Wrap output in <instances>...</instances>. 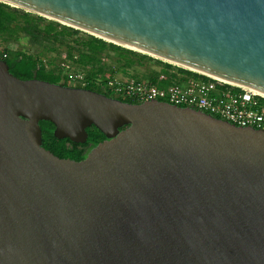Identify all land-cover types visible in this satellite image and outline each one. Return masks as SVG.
<instances>
[{
    "label": "water",
    "instance_id": "95a60500",
    "mask_svg": "<svg viewBox=\"0 0 264 264\" xmlns=\"http://www.w3.org/2000/svg\"><path fill=\"white\" fill-rule=\"evenodd\" d=\"M264 93V0H0ZM53 135L105 139L81 160ZM0 264H264V130L20 79L0 59Z\"/></svg>",
    "mask_w": 264,
    "mask_h": 264
},
{
    "label": "trees",
    "instance_id": "16d2710c",
    "mask_svg": "<svg viewBox=\"0 0 264 264\" xmlns=\"http://www.w3.org/2000/svg\"><path fill=\"white\" fill-rule=\"evenodd\" d=\"M42 20H44V17L40 15H31L28 12L18 13L9 4L0 1V40L17 33H23L31 45L35 43L42 44L45 41V43L64 45V56L85 74L86 85L83 88L122 101L136 103L135 100L116 96L107 89L105 85L106 78H103V74L108 70L110 72L109 78H113L115 72L126 68L133 71V76H138L135 73L136 68L142 67L146 62H152L159 65V68L143 75V77L151 80H155L159 74H163L166 78L165 81H167L172 76L171 70L197 75V73L188 69L177 67L147 54L134 56L133 51L130 49L107 42L70 26L63 25L61 27L60 23L56 21L47 22L40 27L39 23ZM42 49L54 51L56 48L53 45L45 46L43 44ZM0 59L6 61L9 72L17 78H36L50 83H62L66 86L77 87L74 84H69L70 82L64 76L59 65L58 67L48 62L50 65L48 67L38 55L23 50L0 47ZM39 126L42 134V146L59 158L81 160L91 148L105 139L104 134L93 125L86 128L87 138L84 143H75L68 138H56L53 135L54 125L50 121L40 120Z\"/></svg>",
    "mask_w": 264,
    "mask_h": 264
},
{
    "label": "built area",
    "instance_id": "2783aa9c",
    "mask_svg": "<svg viewBox=\"0 0 264 264\" xmlns=\"http://www.w3.org/2000/svg\"><path fill=\"white\" fill-rule=\"evenodd\" d=\"M59 66L69 82L82 88L86 85L83 71L71 68L66 62L59 63ZM171 72L168 82L163 74H159L155 80L146 77H106L105 85L114 95L137 102L153 99L165 101L200 110L236 126L264 130L263 94L195 71L192 72L197 73L196 76L175 70Z\"/></svg>",
    "mask_w": 264,
    "mask_h": 264
},
{
    "label": "rangeland",
    "instance_id": "374dc122",
    "mask_svg": "<svg viewBox=\"0 0 264 264\" xmlns=\"http://www.w3.org/2000/svg\"><path fill=\"white\" fill-rule=\"evenodd\" d=\"M12 9H16L18 13H25L28 12L31 15H38L35 12L26 10L25 8L19 7V6H14L11 5ZM43 17V16H42ZM55 22V20L48 18V17H44V20H42L39 25L40 27H42L45 23L47 22ZM61 27L64 24H61ZM82 31V30H80ZM84 32V31H83ZM86 33V32H85ZM46 42V41H45ZM35 43L34 45H31L28 41V38L24 36L23 33H17L13 36H10L8 38L5 39H1L0 40V47H6L9 48L11 50H23L29 53H32L33 55H38L40 56L43 60L44 63L46 65H48V67L50 66L48 64V62L51 65H55L58 66L59 63L62 62H66L67 64L70 65L71 68L73 69H79L78 66H75L73 62L67 61L66 57L64 56L65 53V46L64 45H56V44H51V43ZM43 44L46 46L49 45H53L55 46V50L54 51H47L46 49H42L43 48ZM125 48V47H124ZM128 49V48H127ZM131 50V49H130ZM134 56H139L141 54H144L143 52L137 51V50H132ZM153 57V56H152ZM158 59V58H157ZM59 67V66H58ZM159 68V65H156L152 62H146L142 67H137L135 70V73L138 74V76H133V71L130 69H120L119 71L115 72V77L121 78V79H127L130 77H141V78H145L143 77V75L148 74L150 71H152L153 69H157ZM61 69V68H60ZM110 76V72L107 70L104 74H103V78L109 77ZM69 84H72L71 82Z\"/></svg>",
    "mask_w": 264,
    "mask_h": 264
},
{
    "label": "bare ground",
    "instance_id": "6f19581e",
    "mask_svg": "<svg viewBox=\"0 0 264 264\" xmlns=\"http://www.w3.org/2000/svg\"><path fill=\"white\" fill-rule=\"evenodd\" d=\"M131 48H132V49H134V50L140 51V49L133 48V47H131ZM257 92H259V91H257ZM259 93H261V94H263V95H264V93H262V92H259Z\"/></svg>",
    "mask_w": 264,
    "mask_h": 264
}]
</instances>
